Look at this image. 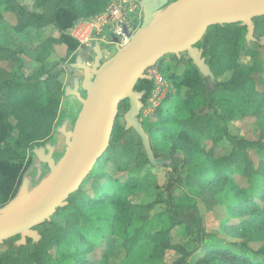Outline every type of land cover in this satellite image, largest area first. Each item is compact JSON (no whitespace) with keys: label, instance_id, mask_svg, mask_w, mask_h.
<instances>
[{"label":"trees","instance_id":"16d2710c","mask_svg":"<svg viewBox=\"0 0 264 264\" xmlns=\"http://www.w3.org/2000/svg\"><path fill=\"white\" fill-rule=\"evenodd\" d=\"M49 1L52 0H32L31 8H27L17 0H0V9L17 16L14 26L7 24L14 32H21L32 19L46 20L60 31V38L74 50L78 41L67 30L81 17L91 18L102 13L110 2L55 0L59 5L49 15L47 12L43 13ZM253 21L255 29L264 26V16L255 17ZM5 26L6 23L0 15V30ZM242 30L246 32V28L239 23L214 25L206 30L204 36L207 45L203 56L211 71L215 76L228 70L233 71L227 81L216 82L212 95H204L203 77L187 54L179 57L168 54L170 59L186 64L180 78L172 74L166 76L170 62L168 60L161 64L163 57L159 59L156 64L168 81V92L165 96L167 101L165 105L164 100L154 107L153 119L145 116L141 121L150 142L152 138L170 141L172 148L182 154L190 169L199 171L193 179V185H213L222 181L229 184L228 198L224 200L228 211H233L235 216L221 222L223 230L231 237L228 245L205 244L198 254L173 245L170 241L171 229H190L176 215L170 217V225L163 231L144 230L143 223L152 209V204L131 202V195L141 181L140 178L128 175L119 180L105 172L108 160L117 163L122 154L134 150L135 147H142L140 142L135 144L127 138L120 141V136L127 137L128 134L116 128L117 118L107 151L97 160L80 187L69 195L67 204L57 208L54 213L62 221L49 220L36 226L35 229L40 234L38 242L28 238L27 245L14 248V253H0V264H98L93 258L86 257V254L92 248L101 246L106 236H113L120 228L128 232L119 243L125 250V259L120 264H162L168 249L175 251L171 264H190V259H195L199 264L210 260L217 261V264H264V162L251 170L246 184H236L233 175H245L246 168L237 162L239 158L235 151L216 157L204 149L202 142L203 136L212 137L217 132L227 135V132L219 129L214 119L197 114L198 107L205 106L213 108L212 113L218 117L222 115L220 110L233 107L240 117L264 118V92L258 90L251 76L256 67L247 66L239 60ZM217 34L218 40L215 39ZM43 46L45 43L32 48L31 56L38 57ZM25 53L21 48L15 50L0 43V59L7 55L16 57ZM44 73L43 78H28L24 73L14 75L5 70L0 71V206L15 195L21 183L29 164L27 162L23 166L28 144L36 140L40 129L43 126L49 127L58 114L60 100L57 90L46 93L55 77L48 71H43ZM152 86L151 79L137 81L135 89L145 92L143 103ZM123 107H128L127 100L120 103L119 113ZM11 116L16 119L15 124L10 123ZM237 142L244 143L241 139ZM111 184L114 188L109 191ZM132 207H140L142 210L135 214L131 211ZM236 211L240 212L235 213ZM134 224L132 233L126 231L127 227ZM99 233L101 237L97 236ZM72 235L79 239L78 242L68 241Z\"/></svg>","mask_w":264,"mask_h":264},{"label":"rangeland","instance_id":"374dc122","mask_svg":"<svg viewBox=\"0 0 264 264\" xmlns=\"http://www.w3.org/2000/svg\"><path fill=\"white\" fill-rule=\"evenodd\" d=\"M17 1L27 8H31L32 6V0ZM139 1L137 0L140 4ZM125 2V4L129 3L127 0ZM125 4L122 9L125 8ZM58 5L55 0L49 1L46 9L42 11L45 14L47 12V14L51 15L52 10L57 8ZM137 12L138 9L134 13L130 12L122 23L127 26L139 23L141 20H137ZM99 14L91 18L81 17L67 30L69 35L70 32H76L83 39L82 41L77 40L78 46L72 50L60 38V31L50 22L46 20L35 21V19H32L21 32H14L7 24L14 26L17 23V16L12 12L0 9V15L6 23L5 28L0 30V43L15 50L21 48L26 52L16 57L7 55L4 59H0V71L5 70L14 75L24 73L25 77L28 78L36 76L43 78L45 77L43 71H48L55 78L49 85L46 93H53L56 89L60 100L58 114L50 126H43L38 132L37 139L29 143L26 148L27 154L23 160V166L27 162L29 164L23 176L31 177L33 184L36 182V160L30 149L33 148L34 144L36 146L54 144V157L58 158L65 147L64 136L58 131V128L62 123L66 122L67 129H70L80 108V102L74 96L65 94V87L73 85V78L75 76L81 77V71L72 68L70 64L75 61L77 55H81L88 63H91L94 56L92 49L96 42H99L104 52V59L115 52L112 41L113 35L111 34L113 25L109 22L104 23L99 26L98 30L93 26L91 28L87 26L88 24H97L98 21H96L95 17ZM108 16H110L108 21L112 22L111 14H108ZM134 18L136 22H134ZM245 33L242 30L240 34L242 48L239 51V60L247 66L256 67L255 72L251 76L258 86V90L264 92V26H259L255 29V39L253 41H246ZM215 39H219L218 34ZM41 43H45V46L40 48L39 56H31V49ZM200 45L204 48L206 47V36L202 38ZM182 55H185V53ZM168 60L170 63L166 76L172 74L180 78L186 64L170 59L169 55H165L160 63L164 64ZM41 66L44 68L42 69ZM161 71L163 73V68ZM232 72V70H228L219 76L214 75L213 80L209 77L202 76L204 95H212L216 82L227 81L231 77ZM180 93L183 94V92ZM164 100L165 98L162 101ZM162 101H156L155 104L158 103L156 106ZM166 101L163 102V105H165ZM127 108H121L116 128L118 130H124L128 135L127 137L120 136L119 139L123 142L124 138H127L132 143L138 144L140 138L135 131L132 129L125 130L124 128L123 113ZM153 111L154 107L146 99L139 114V119L142 121L145 116L146 118L149 117L150 120L153 119ZM212 111L213 108L203 106L198 107L197 114L198 116H208L214 119L219 129L226 131L227 135L222 132H217L212 137L203 136V147L209 154L216 157H222L234 150L237 154L236 157L239 158L237 162L246 168L245 175L239 173L233 175L235 183L240 186L246 184V181L251 175V170L253 168L256 169L260 163L264 162V118L261 119L253 116L240 117L233 107L220 110L222 115L218 117ZM9 121L11 124H15L16 119L11 116ZM239 139L244 143H238L237 141ZM151 146L156 157L164 158L162 164H150L146 158L143 146H138L134 150H130L128 153L119 156L117 163L111 159L108 160L105 170L108 176L119 180H123L128 175H134L140 178L141 181L131 195V202L133 204L141 203L143 205L152 204V209L149 211L143 223L144 230L150 232L163 231L169 227L170 217L176 215L179 220L189 225L190 229L180 227L171 229L170 241L173 245L182 246L194 254H198L201 247L205 244L221 243L228 245L231 237H229L230 234H227L223 230L221 222L226 218L235 216L233 215V211H228L225 203V198H228L229 194V184L226 181H222L213 185H193V179L199 171L197 170L195 172L190 169V165L182 157V154L172 148L170 141L163 138H152ZM46 171V166H42V175ZM113 188L114 185L111 184L108 190L112 191ZM140 209V207H132L131 211L136 214ZM239 212L236 211L235 213ZM61 219L60 216L54 214L50 220L61 222ZM134 227L135 224L127 227L126 231L132 233L131 230ZM126 233L128 232L120 228L113 236L109 238L106 236L101 246L99 245L96 249L95 247L92 248L86 254V257L93 258L98 264H120L125 259V250L119 246V243L125 238ZM97 236L101 237V233ZM17 239V237H13L1 243L0 253H14V248L27 245V239L25 244L16 245L15 241ZM78 240L76 236L72 235L68 241L76 243ZM174 254L175 251L173 249H168L162 264H171L174 259ZM190 260V264H199L195 259ZM70 264H74V262ZM205 264H217V261L210 260Z\"/></svg>","mask_w":264,"mask_h":264},{"label":"water","instance_id":"95a60500","mask_svg":"<svg viewBox=\"0 0 264 264\" xmlns=\"http://www.w3.org/2000/svg\"><path fill=\"white\" fill-rule=\"evenodd\" d=\"M142 18L129 40L119 45L114 37L115 52L104 59L96 42L91 63L81 55L70 64L81 71L65 94L80 102L73 125L66 122L58 131L64 136V150L54 157L55 145L34 146L36 174L23 176L15 195L0 206V244L15 236L16 245L26 239L38 242L36 226L49 221L57 208L82 184L97 160L107 151L119 105L127 100L123 113L125 130H134L140 138L148 162L159 165L164 158L154 155L148 133L139 114L144 106V91L135 89L140 79H150L149 67L168 54H187L202 76L214 74L199 46L206 30L214 25L235 24L246 28L245 40L253 41L255 17L264 16V0H140ZM47 171L42 175V166Z\"/></svg>","mask_w":264,"mask_h":264},{"label":"built area","instance_id":"2783aa9c","mask_svg":"<svg viewBox=\"0 0 264 264\" xmlns=\"http://www.w3.org/2000/svg\"><path fill=\"white\" fill-rule=\"evenodd\" d=\"M127 1L129 2L128 4H125L126 3L125 0H110L108 7L106 9L107 13L106 12L100 13L98 16L95 17L98 23L93 25L88 24L87 26L89 28L93 26L98 30L99 26L109 22L111 25H113L111 34L117 38L118 44L119 45L125 44L129 40L131 34H133V32L139 26L141 21L139 23L136 24L134 23L127 26L122 23L123 20L127 17V15L130 12L134 13L137 9H138L136 15L138 17L137 20H141L142 18L141 17L142 11L140 12L141 6L137 2V0H133V1L127 0ZM124 4H125V8L122 9L124 7ZM108 14H111L112 22L108 21V19L110 18ZM134 22H136L135 18H134ZM70 35L75 39L77 38L76 40L78 41L83 40L80 36L77 35L76 32H70ZM112 41L114 44V40ZM146 74L150 77L153 83L151 92L147 96V102H149L150 104H152L153 107H155L158 104V103L155 104L156 101L160 102L165 98L168 92V81L162 76L157 64L149 67L146 71Z\"/></svg>","mask_w":264,"mask_h":264},{"label":"flooded vegetation","instance_id":"af4514ba","mask_svg":"<svg viewBox=\"0 0 264 264\" xmlns=\"http://www.w3.org/2000/svg\"><path fill=\"white\" fill-rule=\"evenodd\" d=\"M43 166H45V165L43 164Z\"/></svg>","mask_w":264,"mask_h":264}]
</instances>
